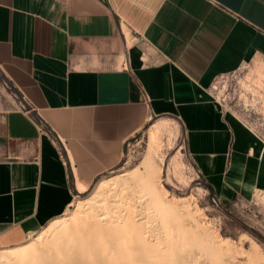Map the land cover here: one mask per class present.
I'll return each mask as SVG.
<instances>
[{"label":"crops","instance_id":"1","mask_svg":"<svg viewBox=\"0 0 264 264\" xmlns=\"http://www.w3.org/2000/svg\"><path fill=\"white\" fill-rule=\"evenodd\" d=\"M259 62L264 0H0V248L61 217L153 118L180 124L221 204L263 192L264 141L211 93Z\"/></svg>","mask_w":264,"mask_h":264},{"label":"rangeland","instance_id":"2","mask_svg":"<svg viewBox=\"0 0 264 264\" xmlns=\"http://www.w3.org/2000/svg\"><path fill=\"white\" fill-rule=\"evenodd\" d=\"M211 93L221 107L235 112L264 141V63L246 65L236 74L217 79ZM123 173L147 177V190L139 189L146 198L151 195L147 229H153L150 232L162 240L170 234L180 244V253H197L198 264H226L227 260L228 264H264V191L250 199L221 204L195 168L183 129L175 119H151L126 141L121 163L85 192L77 193L61 218L73 214L74 204L88 198L98 182ZM109 199L104 211L116 201ZM92 204L80 210L99 212L97 203ZM48 224L0 251L32 242ZM11 262L0 259V264Z\"/></svg>","mask_w":264,"mask_h":264},{"label":"bare ground","instance_id":"3","mask_svg":"<svg viewBox=\"0 0 264 264\" xmlns=\"http://www.w3.org/2000/svg\"><path fill=\"white\" fill-rule=\"evenodd\" d=\"M146 186V176L127 173L100 181L88 198L74 204L73 214L51 221L32 242L0 251V259L9 264H195L197 253H180L170 234L162 240L147 229L151 195L148 199L139 190ZM109 197L116 201L105 206L108 212ZM93 202L99 212L80 210Z\"/></svg>","mask_w":264,"mask_h":264},{"label":"trees","instance_id":"4","mask_svg":"<svg viewBox=\"0 0 264 264\" xmlns=\"http://www.w3.org/2000/svg\"><path fill=\"white\" fill-rule=\"evenodd\" d=\"M208 189L210 190L211 193H213L210 187H208Z\"/></svg>","mask_w":264,"mask_h":264}]
</instances>
